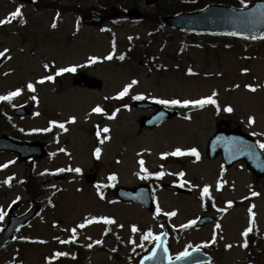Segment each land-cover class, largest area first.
Segmentation results:
<instances>
[{"label":"rangeland","instance_id":"374dc122","mask_svg":"<svg viewBox=\"0 0 264 264\" xmlns=\"http://www.w3.org/2000/svg\"><path fill=\"white\" fill-rule=\"evenodd\" d=\"M118 1L123 8L117 7ZM118 1L107 8L115 7L121 13L129 10L128 0ZM234 1L243 9L254 0ZM168 2L145 5L141 0L138 9L150 15L157 7L169 6ZM51 3L68 10L55 11ZM94 6L95 0H37L35 5L0 0V20L10 19L17 8L22 13L11 23L0 25V52L8 50L1 57L7 62L0 68V96L20 90L19 95L0 103L5 102L10 113L18 106L31 113L23 119L8 113V120L1 112L0 134L22 135L25 141L28 134H38L34 135L37 139L39 135L44 139L34 141L46 143V156L29 165L14 155H0V227L12 203L19 205L17 215L30 206H41L37 218L0 252V264H49L56 253L70 259L80 256L82 264H139L162 228L169 234L167 247L172 258L192 248L204 251L211 246L210 264H243L246 257L251 262L247 264H264V179H256L242 163L224 169L221 158L209 161L205 152L221 120L248 133L259 146L264 144V43L243 47L234 39H227V45L217 39L213 45L205 42L212 40L208 37L192 36L190 47L183 44L180 32L162 24L126 18L98 27L83 24V17ZM151 35H156L153 43ZM143 43L148 46L140 51ZM110 55L111 60L107 59ZM150 56L161 70L146 69ZM69 67L75 71L56 74ZM81 72L100 79L102 88L89 91L72 87V78ZM49 75L54 79H44ZM41 80L44 82L39 83ZM133 80L138 83L118 98ZM29 83L35 91L28 89ZM137 96L155 102L211 97L216 103L203 107L190 104L193 107L185 109L183 104L157 102L174 107L179 116L154 131L139 134L140 117L151 112L131 108L133 100H140ZM97 106L102 113L92 111ZM228 107L233 110L225 111ZM61 123L67 131L58 127ZM105 127L108 132L103 131ZM97 148L101 150L99 159ZM192 148L199 153L198 160L189 154ZM176 149L185 154L170 155ZM140 160L146 171L141 170ZM76 168L81 171L77 173ZM161 172L164 175L158 176ZM27 173L37 186L34 200L22 183ZM86 175L95 176L92 184L85 182ZM112 175L115 181L109 179ZM159 177L165 183L177 181L193 193L180 196L162 188L153 191L156 213L157 207L161 214L176 212L168 223H160L154 214L113 196L118 186L152 185L151 179ZM205 186L216 202L209 213L216 216L219 228L215 224L196 229L190 224L203 213L198 195ZM103 218L115 223L106 224ZM250 221L256 240L245 248L243 233L252 229ZM178 229L183 230L175 235ZM149 232L152 236L145 239Z\"/></svg>","mask_w":264,"mask_h":264},{"label":"water","instance_id":"95a60500","mask_svg":"<svg viewBox=\"0 0 264 264\" xmlns=\"http://www.w3.org/2000/svg\"><path fill=\"white\" fill-rule=\"evenodd\" d=\"M23 3H29L30 0H17ZM155 0H148L147 4ZM119 13L112 9L108 12H101L91 8L88 15L83 19L86 24L100 25L105 21L118 17ZM130 19L141 20L143 16L136 10L127 13ZM163 23L173 29L187 33L202 34H228L238 37L257 38L264 34V0L255 1L251 7L243 10L233 9L223 5H212L196 13H185L175 17L163 18ZM4 60H0V66ZM73 86L99 90L102 82L88 77L86 74H79L74 79ZM134 107L146 110L156 108V111L149 117H142L139 122V133L156 129L164 122L174 118L175 112L167 111L151 102H135ZM16 116H27L25 108H17L14 111ZM226 125V123H225ZM44 144H30L14 141L6 136H0V152L10 151L16 153L20 161L36 158L41 159L45 156ZM208 159H215L219 154L223 158L224 165L230 167L238 161H244L247 168L257 177L264 176V155L257 147L255 142L247 135L241 132L217 131L207 144ZM94 176H86V182L92 183ZM169 191L189 194L178 187L164 185ZM114 195L124 203H132L142 206L148 211H152V201L150 190L147 185H139L136 188L128 189L118 187ZM18 208L13 206L9 212V221L0 232V248L10 242L15 234L30 220H32L39 207L31 208L26 214L16 217L13 212ZM211 217H201L197 220L198 226H204L212 223ZM167 235L164 233L152 251V253L142 259L140 264H206L210 257L199 250L188 253L187 256H180V259L169 260L168 252L165 246Z\"/></svg>","mask_w":264,"mask_h":264},{"label":"snow or ice","instance_id":"6c2138e0","mask_svg":"<svg viewBox=\"0 0 264 264\" xmlns=\"http://www.w3.org/2000/svg\"><path fill=\"white\" fill-rule=\"evenodd\" d=\"M21 15H22V13H21V9H20V8H17L14 12H12V13L10 14V17H11L10 19L0 20V25H3V24H5V23H11L12 19H16L17 17H20ZM53 27H55V25H53ZM7 51H8V50L5 49L3 52H0V57H4ZM92 59L94 60L95 58H92ZM107 59L111 60V59H112V56H111V55L108 56ZM120 59L123 60L124 57L121 56ZM45 67L47 68V65H45ZM74 71H75V68H72V67H69V68H62V69H60L59 72H57L56 74H57V75H60L61 73H64V72H74ZM189 71H190V73H191V70H189ZM244 71L247 72L248 70L245 69ZM44 79L51 81V80L54 79V77L51 76V75H49V76L45 77ZM43 82H44V80L39 81V83H43ZM136 83H138V81L133 80L131 84H129L128 86H126V87L123 89V91H121V92L118 94V98H122L123 96H125V95L129 92V89L132 87V85H133V84H136ZM27 87H28V89H30V90H32V91H35V88H34V86H33L31 83H29V84L27 85ZM249 87H250V86H249ZM250 90L255 91L256 89H255V88H250ZM19 94H20V90H17V91H14V92L9 93L7 96H0V100H10L12 97H15V96H17V95H19ZM135 98H136V99H142L143 97H142V96H137V97H135ZM32 99L35 100L36 97L33 96ZM157 102L160 103V104H164V105H168V104H173V105L183 104L184 106H188L189 104H191V105H193V106H199V107H203L205 104H215V103H216V101H215L214 99H212L211 97H208V98H205V99H199V100H195V101H190V100L180 101V100L173 99V100H170V101H169V100H159V101H157ZM232 110H233V109H232L231 107H228V108L225 109V111H228V112H231ZM92 111L95 112V113H102V112H103V109H102L101 107L97 106V107H95ZM117 111H118V110H117ZM37 115H39V113H37ZM109 118L111 119V118H113V117H109ZM72 122H75V118H72ZM250 122H254V121L250 120ZM52 123H53V125L56 124L55 121H53ZM58 127L61 128V129H64L65 131H67V129H65V125H64L63 123L59 124ZM45 131H50V129H45ZM103 131H104V132H108L109 129L105 127V128L103 129ZM97 135H99V133H97ZM101 143H103V141H101ZM260 147H261V148H264V144H261ZM61 151H63V149H61ZM100 151H101V150H100L99 148H97V149L95 150V155H96L97 159H99V157H100ZM184 154H185V153L182 152L180 149H176V151L172 152L170 155H172V156H181V155H184ZM189 154L195 156L197 160L200 158V157H199V153L197 152V150H196L195 148H192V149L190 150V153H189ZM166 155H167V154H166ZM139 163H140V165H141V170H142V171H146V169L143 168L144 161H143V160H140ZM60 171H63V169H61ZM74 171H76L77 173H79V172L81 171V169L76 168V169H74ZM157 175H158V176H163L164 173L161 172V173H158ZM179 175H180V176H183L184 173L181 172ZM109 179L115 181V180H116V176H115V175H112V176L109 177ZM203 195H205V196H208V195H209V187H207V186L204 187V189H203ZM253 195L255 196V195H257V193H253ZM230 206H231V202H229V207H230ZM156 211H157L158 213L160 212L159 207H157V210H156ZM222 211H223V209H222ZM249 212L251 213V208L249 209ZM166 215H168V216H175V215H176V212H169V213H166ZM252 215H254V214H252ZM103 219H104V222H105L106 224H112V223H115L114 220H111V219H109V218H103ZM89 222H91V221H89ZM195 223H196L195 220H193V221L190 222V224H195ZM83 226H84L83 224L80 225V227H83ZM187 226H189V225H184V227H187ZM216 227L219 228L220 225L217 224ZM137 230H138V229L136 228V226H133V227H132V231H133V232H136ZM72 231H73V234H75V231H76V230H75V229H72ZM251 231H252V229H251V228H248L247 230H245V232L243 233V235H244V236H247L248 233L251 232ZM150 236H152V233H151V232H149L148 235L145 236V239H148V237H150ZM155 239H156V240H159L160 237L157 236V237H155ZM97 243H100V242L97 241ZM244 246L247 247V243H246V242H245ZM228 247L230 248L231 245H228ZM56 255H58V256H59V255H64V253H56ZM187 255H188L187 252H184V253H181V254H180V256H187ZM180 256H178L177 259H180Z\"/></svg>","mask_w":264,"mask_h":264},{"label":"trees","instance_id":"16d2710c","mask_svg":"<svg viewBox=\"0 0 264 264\" xmlns=\"http://www.w3.org/2000/svg\"><path fill=\"white\" fill-rule=\"evenodd\" d=\"M115 0H95V6L98 9H107V7L111 6L114 3ZM118 1V0H117ZM130 3V7H137L138 3L141 0H128ZM207 2H211V3H232L234 6L237 4L234 0H190V1H178V0H171L170 5L167 8H161V7H157V9L155 10V12L151 15H147L146 19L144 20L145 23H150V24H157L160 25L161 24V20L160 18L162 17V15H176L182 12H190V11H196L198 9H201L203 7H205ZM116 5H118L120 8H123L122 5L120 4V2H115ZM51 8L54 10H58L60 12H65L68 9L65 7L60 6L59 4L56 3H51ZM184 36V41L187 42L186 37L187 35H183ZM155 36L151 35V43L155 42L154 41ZM225 41V40H223ZM242 42L244 45H255L258 41H251V43H247L245 41H240ZM262 42V41H261ZM227 43V42H225ZM145 44V45H144ZM147 44V45H146ZM259 44V43H257ZM146 46H148V43H143L141 44V48L139 49L140 51H142ZM157 66L155 61H152L151 58L147 60V70L152 71V70H156ZM1 119V118H0ZM35 137H30L29 140H33ZM27 179L24 183V188L28 194V196L31 199H34L33 195L34 192L37 188L34 179L29 175V173H27ZM206 197V201H204V204H209L210 200ZM52 264H81V259L80 258H76L74 263H70L67 262V260L65 259H61L58 260L56 263H52Z\"/></svg>","mask_w":264,"mask_h":264}]
</instances>
